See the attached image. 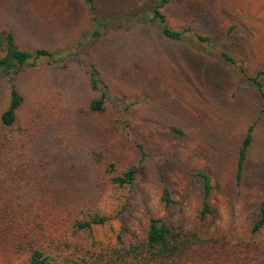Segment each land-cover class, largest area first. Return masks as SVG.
I'll return each mask as SVG.
<instances>
[{"label":"rangeland","instance_id":"374dc122","mask_svg":"<svg viewBox=\"0 0 264 264\" xmlns=\"http://www.w3.org/2000/svg\"><path fill=\"white\" fill-rule=\"evenodd\" d=\"M158 1L93 0L94 17L85 0H0V30H11L21 48L58 51L56 63L40 58L15 79L30 108L51 103L61 114L54 126L45 123L31 155L52 174L62 208L81 200L110 217L95 231L100 239L143 235L150 213L202 233L264 242V223L253 231L264 197V0H169L161 10L168 25L182 31L179 41L161 35L152 12ZM89 64L107 86L102 113L83 112L103 91L90 85ZM7 100L0 74V112ZM118 115L145 151L134 183L125 187L96 180L83 159L89 148L101 150L117 172L138 161V148L113 127ZM249 126L237 182L238 150ZM66 143L76 149L72 162ZM198 171L213 185V216L204 220L198 218ZM161 176L172 192L168 206L160 199ZM24 260L0 246V264Z\"/></svg>","mask_w":264,"mask_h":264},{"label":"trees","instance_id":"16d2710c","mask_svg":"<svg viewBox=\"0 0 264 264\" xmlns=\"http://www.w3.org/2000/svg\"><path fill=\"white\" fill-rule=\"evenodd\" d=\"M168 1L159 0L154 5L153 18L163 37L179 41L183 39L182 31L171 28L161 10ZM85 2L95 17L93 0ZM196 36L200 41L209 40ZM0 51V74L8 83L7 104L0 112V246H8L14 253L24 256V264H264L262 241L229 233H202L183 224H171L166 218L150 213L143 235L119 232L111 240L96 237L95 231L110 217L94 206H84L81 200L71 208H62L55 198L59 193L51 187L56 184L52 174L44 168V162H35L31 155L46 132L45 123L54 126L61 117L60 111L51 103L46 109L44 105L30 108L26 94L15 82L25 65L40 58H46L49 64L56 63L58 51L45 47L21 48L14 33L7 28L0 30ZM222 54L232 61L228 54ZM84 69L92 88L103 91L99 97L89 99L83 112L102 113L106 110L107 86L94 64L85 65ZM113 127L138 148V161L117 172L113 162L103 161L101 150L89 148L83 159L95 169L96 180L118 187L131 186L145 156L144 146L121 115L117 116ZM168 129L183 134L179 127L169 126ZM251 130L249 126L238 150L237 182L251 142ZM65 149L72 162L76 149L67 143ZM194 175L202 191L198 218L204 220L213 216L209 203L213 185L207 172L198 171ZM160 199L164 206L173 202L172 192L162 176ZM256 212L258 219L253 231L264 223V197Z\"/></svg>","mask_w":264,"mask_h":264}]
</instances>
